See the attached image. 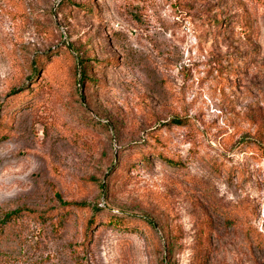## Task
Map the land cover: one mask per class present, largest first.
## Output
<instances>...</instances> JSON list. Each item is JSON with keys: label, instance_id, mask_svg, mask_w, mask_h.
Returning <instances> with one entry per match:
<instances>
[{"label": "rangeland", "instance_id": "rangeland-1", "mask_svg": "<svg viewBox=\"0 0 264 264\" xmlns=\"http://www.w3.org/2000/svg\"><path fill=\"white\" fill-rule=\"evenodd\" d=\"M61 3L0 0V264H264V0Z\"/></svg>", "mask_w": 264, "mask_h": 264}, {"label": "trees", "instance_id": "trees-1", "mask_svg": "<svg viewBox=\"0 0 264 264\" xmlns=\"http://www.w3.org/2000/svg\"><path fill=\"white\" fill-rule=\"evenodd\" d=\"M65 1H66V0H62V3H61V4L65 3ZM78 67H79V68H78V71H79L81 77H80V79H79V81H78L77 83H79V84L85 86V85L87 84V82H90V80H92V79H90V78H89V75L87 74V73H88V71H87V69H88V63H87V60L85 59L84 56H81V58H80V63H79V65H78ZM175 122L178 124V123H180L181 121L178 119V121H175ZM175 122H174V123H175ZM160 155L163 156V158H164L167 162L183 164V160H181V159L177 162L178 159H175V158H169V157H167V156H165V155H162V154H160ZM107 185H108V182H107V183H104V184L101 182V186H102V188H106ZM79 204H81V206H85V205H86V203H79ZM92 209H93L95 212H97V211L100 210L99 206H97V205H93V206H92ZM110 218H111V224L114 225V226L119 225V224H117L118 221H119V222H125V221H126V219H124L123 215L119 216V215H117V214H113ZM114 219H115L116 221H114ZM115 222H116V223H115ZM150 225H151L152 227L154 226L153 223H150Z\"/></svg>", "mask_w": 264, "mask_h": 264}]
</instances>
